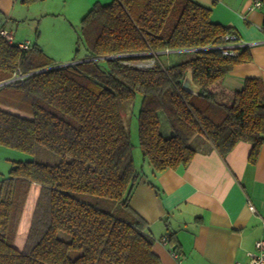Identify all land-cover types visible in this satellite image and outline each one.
I'll use <instances>...</instances> for the list:
<instances>
[{
	"label": "trees",
	"instance_id": "16d2710c",
	"mask_svg": "<svg viewBox=\"0 0 264 264\" xmlns=\"http://www.w3.org/2000/svg\"><path fill=\"white\" fill-rule=\"evenodd\" d=\"M14 1L27 7L39 0ZM231 34L194 0H113L81 19L75 53L82 47L83 55L71 64L0 37V83L24 76L0 86V145L26 153L42 147L57 157L52 165L16 162L0 182V264H160L154 239L128 212L143 172L134 166L120 106L141 94L138 147L153 175L185 167L197 134L221 158L238 142L250 143L254 164L264 146V85L249 78L237 91L222 86L234 66L250 61L246 48L225 40ZM194 49L176 65L154 61L160 52ZM145 60L153 67L124 64ZM188 72L197 94L182 86ZM158 112L169 137L160 133ZM84 195L117 209L102 210Z\"/></svg>",
	"mask_w": 264,
	"mask_h": 264
},
{
	"label": "crops",
	"instance_id": "0c3cea01",
	"mask_svg": "<svg viewBox=\"0 0 264 264\" xmlns=\"http://www.w3.org/2000/svg\"><path fill=\"white\" fill-rule=\"evenodd\" d=\"M110 1L40 0L23 7L11 0L0 28L14 33L11 21L34 19L39 14L36 11L43 8L82 19L94 4L107 5ZM194 1L210 10L213 23L230 27L231 36L245 44L242 48L250 57L249 62L233 67L222 86L237 91L249 78H259L264 85V6L251 10L252 0ZM182 86L198 93L189 72ZM190 146L195 155L185 167L155 175L143 171L129 199L128 212L154 239L152 251L160 264H248L246 254L255 250L256 242L264 241V146L254 164L248 160V142H238L223 158L202 134L195 135ZM169 233L174 244H162L161 239ZM174 246L180 259L171 255Z\"/></svg>",
	"mask_w": 264,
	"mask_h": 264
},
{
	"label": "rangeland",
	"instance_id": "374dc122",
	"mask_svg": "<svg viewBox=\"0 0 264 264\" xmlns=\"http://www.w3.org/2000/svg\"><path fill=\"white\" fill-rule=\"evenodd\" d=\"M39 1H37V3ZM10 6L11 0H7V2L0 0V20L6 21V12L9 10ZM44 9L45 8L37 10L36 13L39 12V14L34 19L20 20L18 22L11 21V24L15 26V42H22L24 40L31 41V43L36 45V48L40 50L44 56H46L48 59H52L56 62V64L60 65H65L75 56H78V58L81 57L83 55L82 47H80L78 54L75 53L81 19H72L65 15L47 12ZM1 28L3 29V27ZM193 57L194 51L174 52L167 54L160 52L154 56V61L160 65L169 67L187 61ZM154 61L145 60L135 62L133 64L139 66L140 68H150L153 67ZM141 98V94L137 93L134 100L125 102L120 106V111L124 126L128 130L129 140L132 146V158L134 166L136 170L148 173V171L152 170L149 168L147 162L143 161L142 153L138 147L136 119ZM157 114L159 118V130L161 134L164 137H169L171 135V130L169 128L166 116L162 112H158ZM30 161H37L52 165L57 162V157L42 147H37L35 153H26L0 145V182L8 177L14 163ZM35 197L36 192L34 191L31 195L32 203L30 206H33L32 204L34 203ZM81 199L108 212H113L115 209H117L114 202L106 199L95 198L87 195L81 196ZM30 206L29 210L32 208H30ZM119 213H121V209L117 211V214Z\"/></svg>",
	"mask_w": 264,
	"mask_h": 264
},
{
	"label": "built area",
	"instance_id": "2783aa9c",
	"mask_svg": "<svg viewBox=\"0 0 264 264\" xmlns=\"http://www.w3.org/2000/svg\"><path fill=\"white\" fill-rule=\"evenodd\" d=\"M264 6V0H252L250 5V9H259ZM0 37H2L8 44H16L20 50H29L31 49V43L29 41H23L21 43H15L14 41V33L6 31L0 28ZM225 40L237 41L234 36L227 35L225 36ZM236 46L244 47L245 44L242 42H235ZM215 49L222 50L221 47H214ZM166 53L168 51H165ZM224 55H232L233 51H223ZM114 58V57H112ZM129 66H135L136 68L139 66L134 65L133 63H124ZM140 68V67H139ZM24 76H13L11 79L5 81L4 83H0V86L4 85H13L16 81L21 80ZM162 244L167 245V240L165 237L161 239ZM173 258L177 259V255L175 252H171ZM247 257L249 258L248 264H264V241H258L255 243V250L253 252H248ZM239 264V263H236Z\"/></svg>",
	"mask_w": 264,
	"mask_h": 264
},
{
	"label": "water",
	"instance_id": "95a60500",
	"mask_svg": "<svg viewBox=\"0 0 264 264\" xmlns=\"http://www.w3.org/2000/svg\"><path fill=\"white\" fill-rule=\"evenodd\" d=\"M200 49H194V50H185V51H194V52H197V51H199ZM79 62V61H78ZM73 63H77V62H73ZM69 64H71V63H69Z\"/></svg>",
	"mask_w": 264,
	"mask_h": 264
}]
</instances>
